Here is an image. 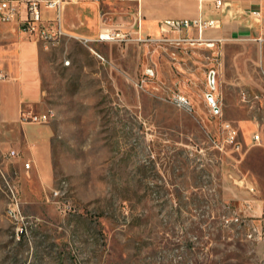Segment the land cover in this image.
<instances>
[{"label": "rangeland", "instance_id": "rangeland-1", "mask_svg": "<svg viewBox=\"0 0 264 264\" xmlns=\"http://www.w3.org/2000/svg\"><path fill=\"white\" fill-rule=\"evenodd\" d=\"M136 11L102 3L107 26L130 32ZM142 14L160 37L159 12L143 0ZM180 36L91 43L105 61L81 37L42 47L34 111L53 112L51 169L0 151V264H264V242L233 221L264 217V43Z\"/></svg>", "mask_w": 264, "mask_h": 264}, {"label": "crops", "instance_id": "crops-1", "mask_svg": "<svg viewBox=\"0 0 264 264\" xmlns=\"http://www.w3.org/2000/svg\"><path fill=\"white\" fill-rule=\"evenodd\" d=\"M226 1L229 6L221 12L215 11L208 1L202 10L197 0H144V5L149 12L157 10L160 14L154 33L157 35L160 34V20L195 18L201 13L219 20L217 26L206 32V38L213 40L214 46L229 39L256 41L263 35L260 26L264 19V0ZM102 3L103 0H59V11L43 5L42 17L46 21L53 20L59 12L67 35L91 38L107 26ZM88 5L90 12L84 8ZM255 11L261 13L260 19L254 17ZM213 29L216 31L212 33ZM143 31L142 22V34ZM44 65L41 43L23 31L18 22L0 26V72L4 75L0 79V151L22 152L21 167L29 162L31 170L44 171L47 175L51 169L52 127L45 123L23 122L20 118L22 109L35 112L41 100Z\"/></svg>", "mask_w": 264, "mask_h": 264}, {"label": "built area", "instance_id": "built-area-1", "mask_svg": "<svg viewBox=\"0 0 264 264\" xmlns=\"http://www.w3.org/2000/svg\"><path fill=\"white\" fill-rule=\"evenodd\" d=\"M127 1L135 2L137 4V15H135L134 21L136 29L133 32L124 29L122 26L110 25L102 28L94 38H80L100 60L105 61L106 58L91 46V43L93 42L111 43L136 40L137 42L149 43L154 40L164 41L168 38L170 33H178L181 35L180 38L184 41L206 43L208 47L214 46L213 40L206 38V32L208 29L217 26L219 20L209 18L202 13L195 18H164L159 22L160 37L153 38L152 36H144L142 34V0ZM206 1H208L212 8L217 12L224 11L225 8L229 6V3L226 0H197L199 9L202 10L203 4ZM43 5L48 8H57L59 11V0H0V9L3 10V17H0V26L4 23L16 21L19 23L21 29L40 42L44 49L56 46L68 35L62 26L59 12L53 20L46 21L43 19L41 10ZM253 14L255 18H261V13L259 11H255ZM190 32L194 33L190 34ZM256 41L262 45L264 43V35L258 36ZM144 74L148 78H153L155 77L156 72L153 67L148 66L145 69ZM2 78H4V75L0 72V79ZM211 98L213 100L212 96ZM176 101L181 106H190V102L184 96H178ZM52 114L53 112L51 111L36 113L22 109L20 118L23 122L46 123L51 118ZM223 127L225 131V141L233 145L235 150H239L240 144L236 141V129L228 122L223 124ZM252 142L254 144H261V136L259 132H255L252 135ZM10 155L17 156L19 153L12 150L10 151ZM29 166L30 163L26 162L25 167L29 168ZM233 221L239 224L243 229V234L247 241L253 243L264 242V217L256 219L251 217L240 218L236 216L233 217Z\"/></svg>", "mask_w": 264, "mask_h": 264}, {"label": "bare ground", "instance_id": "bare-ground-1", "mask_svg": "<svg viewBox=\"0 0 264 264\" xmlns=\"http://www.w3.org/2000/svg\"><path fill=\"white\" fill-rule=\"evenodd\" d=\"M0 17H3V10L2 9H0ZM214 73H212V74H210V78H209V81H210V85H211V87L212 88H215V79H214ZM212 97H213V100H210V97H209V101L212 103H214V104H216L215 103V99H214V95H212V94H210ZM210 95H208V96H210Z\"/></svg>", "mask_w": 264, "mask_h": 264}, {"label": "water", "instance_id": "water-1", "mask_svg": "<svg viewBox=\"0 0 264 264\" xmlns=\"http://www.w3.org/2000/svg\"><path fill=\"white\" fill-rule=\"evenodd\" d=\"M209 97H210V100H212L211 95Z\"/></svg>", "mask_w": 264, "mask_h": 264}]
</instances>
